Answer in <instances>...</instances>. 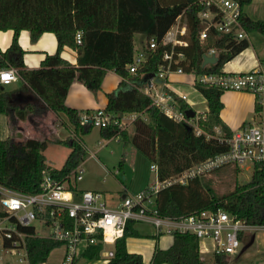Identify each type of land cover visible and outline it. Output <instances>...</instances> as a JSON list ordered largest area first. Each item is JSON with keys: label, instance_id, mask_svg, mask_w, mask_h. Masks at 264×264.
<instances>
[{"label": "trees", "instance_id": "obj_1", "mask_svg": "<svg viewBox=\"0 0 264 264\" xmlns=\"http://www.w3.org/2000/svg\"><path fill=\"white\" fill-rule=\"evenodd\" d=\"M242 13L239 21L246 32H259L264 35V20L252 19L243 12V7L251 0H236ZM204 6L198 0H177L172 4L162 0H0V31L11 30L12 40L6 51L0 53V66L7 64L17 69L23 83L20 88L32 93L49 112L65 115L72 126L74 137L68 140H55L70 148L63 165L56 169L45 163L43 151L48 139L28 137L16 139L12 136L0 139V185L23 193L40 191L44 171L56 179H63L82 162L85 147L79 138L87 134L90 123H81L80 112L65 104V98L72 82L79 81L90 91L100 89L107 71L111 70L121 77L117 87L106 94L105 111L118 117L135 114L130 123L133 133L120 130L117 125L100 128L105 139L120 136L158 168L157 178L164 180L184 170L200 164L208 157L225 151L227 146L215 139L196 136L185 124L175 122L152 105L149 96L136 85L146 74L157 73L163 63L165 50L170 44H161L164 34L174 25L178 17H184L187 26V45L173 47L182 52L185 60L179 65L187 73L195 75L204 72H220L223 65L248 46L247 40L235 41L229 35H218L209 28L204 40L199 33L204 25L198 13ZM21 30H27L32 41L43 32L55 35L57 47L52 54H46L36 69H28L23 63V51L17 43ZM81 33V44L76 43V33ZM141 33L146 38L145 60L138 66L135 74L128 72L127 65L133 61L134 35ZM158 42L156 48H149V41ZM64 46L77 52V66L61 57ZM221 49L214 65L202 67L203 54L211 48ZM194 87L204 97L207 116L200 125L212 131L218 125L224 132L230 129L220 119L223 103L220 99L223 90L198 83ZM11 92L0 85V114H5L10 127L17 120L41 113L37 103L16 106L10 102ZM181 109L189 105L177 98ZM255 112L259 110L257 106ZM206 191V194L205 192ZM125 194L122 195L124 197ZM156 206L150 212L158 217H182L204 210H225L248 225H264V173L255 166L250 180L235 186L228 194L215 196L207 181L200 176L180 184L174 183L161 189L155 199ZM3 212L0 211V215ZM133 221L125 226L123 236L112 246L113 256L105 264H202L198 239L193 233L170 230L172 243L166 249L155 246L151 260L145 263L138 253L129 252L126 238L138 236L132 228ZM32 233V227H22ZM61 244L38 237L26 238L29 264L46 261L50 252ZM101 244L89 246L81 257L94 259L100 255ZM214 264H226V255H213Z\"/></svg>", "mask_w": 264, "mask_h": 264}, {"label": "built area", "instance_id": "obj_2", "mask_svg": "<svg viewBox=\"0 0 264 264\" xmlns=\"http://www.w3.org/2000/svg\"><path fill=\"white\" fill-rule=\"evenodd\" d=\"M204 9L198 16L204 27L199 38L204 40L209 28L216 30L218 35L227 34L233 40H247L248 33L242 28L239 16L242 13L236 0H198ZM187 26L178 17L174 25L164 34L160 43L170 44V49L163 53V63L157 73H153L147 82L128 81L149 96L152 105L158 108L171 120L190 127L196 136L203 135L206 139H215L227 146L225 151L214 154L200 164L194 165L170 178L159 180L158 168L151 163L150 169L155 172L156 181L138 192L126 193L119 198L115 206H109L100 191L76 189L75 183L83 178L82 162L63 179H56L44 171L40 182V191L23 193L0 185V251L17 257L18 264H29L26 249L27 237L46 238L64 247L62 264H75L82 252L89 246L101 244L100 253L109 259L113 256L112 246L120 239L129 220H143L152 223L157 232H169L177 229L180 232H190L198 239L213 242L214 254L223 253L226 256L238 254L240 244L247 231L263 232L264 225H248L225 210L200 211L178 217H158L150 212L155 208L157 193L174 183L183 184L189 179L201 176L228 164L248 165L252 171L255 166L264 173V46L260 50L257 64L246 72H204L198 75L188 73L195 83L219 88L223 91H244L254 96L255 106L259 108V120L243 125L237 129L224 132L220 126L213 125L211 132L203 129L200 121L206 120V115L194 110L193 117H187L185 110L172 93L164 88L170 73H187L179 65L185 60L182 52H175L174 46L187 45ZM76 43L81 44V33L75 35ZM158 42L149 41V48H156ZM221 49L211 47L207 56L217 57ZM203 54V55H204ZM145 60V53L139 51L133 61L127 65L128 72L135 74L138 66ZM203 62V61H202ZM217 62V61H216ZM215 63H207L209 67ZM148 75V74H146ZM144 75L143 77H145ZM19 80L17 69L7 64L0 66V85L5 86ZM161 83L160 89L154 85ZM178 98L185 101L186 96L179 94ZM134 116L116 114L98 108L91 113L80 114L81 123H90L96 127L117 125L120 130L126 129ZM35 222L40 226L36 228ZM22 227H32L28 233ZM251 236H255L252 234ZM107 247V248H106ZM264 251V244H263ZM203 260V259H202ZM1 264V262H0Z\"/></svg>", "mask_w": 264, "mask_h": 264}, {"label": "crops", "instance_id": "obj_3", "mask_svg": "<svg viewBox=\"0 0 264 264\" xmlns=\"http://www.w3.org/2000/svg\"><path fill=\"white\" fill-rule=\"evenodd\" d=\"M162 1L164 3L172 4L177 0H162ZM256 7L257 8H255L251 13L244 12V10L243 12L252 19L264 20L262 17H258V18L254 17L253 13L256 14V12L259 10V6L257 5ZM247 33H248L247 34L248 46L239 53H237L232 59L227 61L223 65L221 69L222 71L246 72L256 66L257 58L260 55V50H261L260 48L264 46V35H262L259 32H254L255 34H252V36L250 37V32ZM12 36H13V32L11 30L0 31V53L6 51V49L9 47L12 40ZM17 43L23 51L22 60L24 65L28 69L38 68L45 55L54 53L57 47L56 38L52 32H43L35 41H32L29 32L27 30H21L17 36ZM145 46H146V38L144 36V40L143 42H141L140 45L136 46V44L134 43L135 54L138 53L139 51H143L145 49ZM259 46L261 47L259 48ZM61 57L74 66H77L78 64L76 50L68 46L63 47L61 51ZM225 65L227 66L228 69L225 67ZM223 68L226 69L224 70ZM120 80L121 77L118 74L109 70L105 73L101 83V87L96 92L90 91L84 84L75 80L74 82H72V84L68 89V93L65 98V104L68 107L78 110L80 114L83 112L91 113L92 111L98 108H104L107 103L106 94L113 91L117 87V84L119 83ZM142 81L147 82L144 79V77ZM22 85L23 83L19 79L8 85L1 86V88L7 92H11L10 102L13 103L14 105L23 106L24 104L27 103H37V105L41 110V113L30 115L25 120H17L13 122V124H11V127L9 121L7 120L6 115L0 114V139H6L9 136H12L16 139H25L28 137L36 138L35 136L21 137L19 136V134L24 133L25 131H27L26 129H30V128L33 131L39 133L42 130L41 126L45 125L46 121L49 118H51L52 112H49L46 109H44L43 105L40 102H37L38 100L35 98V96L32 93L21 90L20 88L22 87ZM154 85L156 86L157 89H160L161 87V83L159 82H155ZM184 88H187V90H184ZM193 88L194 85H193L192 75L188 73L173 72L168 75L167 86L164 89L169 93H172L173 96L175 97L179 96V94L185 95L186 96L185 102L189 105V108L193 109V105L197 103L199 99L205 101L204 97L200 94V92L197 91L196 88L195 89ZM190 91L196 93L197 95L196 100H191L189 98ZM220 99L223 103V108L220 110L219 113L220 119L230 130L237 129L251 122V121H245L244 120L245 116L242 113V110L239 111L242 106L244 107L248 106L249 108H252L254 110L255 108L254 96L251 93L244 91H224ZM237 103H241L240 104L241 106L240 107L236 106ZM237 108L240 109L237 110ZM202 113L207 116V109ZM53 115L55 116L61 115L63 126L68 128L69 131L72 132L71 128H69V123L67 119L64 118L62 113H58V114L53 113ZM128 115L136 117L135 114H128ZM253 120H255V118H253ZM54 124L52 123V130L45 131V133L62 134V131L59 130ZM66 128L63 129V131L67 133ZM59 139L62 140L63 138L60 137ZM148 185L149 184L144 185L142 189ZM122 187H121L122 190L120 191L119 194V198H121L123 194L132 192L130 191V188L128 186L122 185ZM76 189L78 191L81 190L100 191L98 188L94 186H86V187L76 186ZM132 228L138 233V236L127 237L126 248L129 252L140 254L145 263H148L151 260L155 246H158L160 249H166L172 243V236L169 233L157 232L156 228L152 225V223L148 221L133 220ZM141 236H144L146 238L142 239ZM212 249H213V242L210 239H204L199 241V252L201 254V259H203L202 258L203 254H212ZM62 260H63V255L59 264H62ZM107 261L108 258L105 256V254L100 253V255L94 259L79 258V260L75 264H105ZM163 264H167V263H163Z\"/></svg>", "mask_w": 264, "mask_h": 264}, {"label": "rangeland", "instance_id": "obj_4", "mask_svg": "<svg viewBox=\"0 0 264 264\" xmlns=\"http://www.w3.org/2000/svg\"><path fill=\"white\" fill-rule=\"evenodd\" d=\"M259 10L253 13L254 17H262L264 19V0H251V2L243 7L244 12H253L256 6ZM184 17L180 18V22L184 23ZM254 32H250V37ZM144 40L143 34L134 35V43L140 45ZM261 46H259L260 48ZM261 49V48H260ZM227 68V66L225 65ZM226 68H223L224 70ZM228 69V68H227ZM195 89V87L193 88ZM187 90V88H184ZM189 98L196 100L195 92H189ZM193 104V103H192ZM237 103L236 106H241ZM196 111L204 112L207 109L205 101L199 99L193 105ZM240 108H237L239 110ZM245 121L257 122L260 121L257 112L248 106H242ZM45 125L41 126V131L35 132L31 128L26 129L19 136H35L39 139H48V145L43 151L45 156V163L52 168H60L69 152V147L62 143H57L55 140H68L74 137L72 126L69 124L72 132L63 126L61 115L55 116L51 113ZM55 114V113H54ZM64 118L65 115H63ZM63 118V117H62ZM255 118V120H253ZM253 120V121H252ZM52 123L62 131L58 133H45V131L52 130ZM67 129V133L63 129ZM126 130L129 135L133 133L132 124L126 125ZM55 132V131H53ZM84 147L85 155L82 160V167L84 168L83 178L77 181V187L94 186L98 188L104 195V198L109 206L115 205L119 201V194L122 190V185L130 188L129 193H135L142 189L146 184H153L156 181L155 172L150 169L151 162L139 153L128 141H124L120 136L111 139H105L100 134V128L92 126L87 134L79 135ZM61 140V141H62ZM252 169L248 165L228 164L221 166L213 171L207 172L200 176L201 179L207 181L217 197H221L232 191L235 186L243 185L250 180ZM122 187V188H121ZM206 194V191H204ZM37 229L40 226L35 222ZM254 234V241L245 250L241 251L242 247L249 241L251 235ZM142 239L146 237L141 236ZM264 234L263 232L247 231L243 238L238 254L235 256H226V264H264L263 251ZM64 252V247L61 245L53 249L48 255L45 262L40 264H59ZM202 264H214L212 254L202 255ZM1 264H18L17 257L5 254L0 251Z\"/></svg>", "mask_w": 264, "mask_h": 264}, {"label": "water", "instance_id": "obj_5", "mask_svg": "<svg viewBox=\"0 0 264 264\" xmlns=\"http://www.w3.org/2000/svg\"><path fill=\"white\" fill-rule=\"evenodd\" d=\"M217 57L214 55L207 56L206 54L203 55V62L202 66L206 65L207 63H216ZM150 77H152V74H148L144 77L146 81H149ZM187 117H193L194 116V110L192 108H187L185 110ZM254 241V236H251L250 240L242 247L241 251L245 250L252 242Z\"/></svg>", "mask_w": 264, "mask_h": 264}]
</instances>
